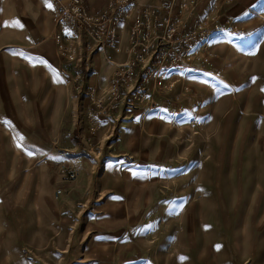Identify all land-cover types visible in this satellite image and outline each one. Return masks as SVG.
Wrapping results in <instances>:
<instances>
[{"label": "rangeland", "instance_id": "1", "mask_svg": "<svg viewBox=\"0 0 264 264\" xmlns=\"http://www.w3.org/2000/svg\"><path fill=\"white\" fill-rule=\"evenodd\" d=\"M211 7L236 31L211 32L206 62L137 61L127 21L84 69L44 34L71 107L42 119L11 68L29 34L0 0V264H264V0H198L192 21Z\"/></svg>", "mask_w": 264, "mask_h": 264}, {"label": "built area", "instance_id": "2", "mask_svg": "<svg viewBox=\"0 0 264 264\" xmlns=\"http://www.w3.org/2000/svg\"><path fill=\"white\" fill-rule=\"evenodd\" d=\"M45 1L52 4V40L63 65L86 63L91 53L103 46H112L118 52L114 38L119 26L127 21H130L127 32L131 47L139 51L137 61L148 60L150 49L155 53L156 64L163 63L174 46L178 47V54L173 51L175 47L172 49L174 60L178 55L189 60L186 55L195 49L201 61L206 62L210 56L206 45L211 32L236 31L232 19L218 20L215 7L203 13L200 22L192 21L198 0H150L147 4L137 0H107L96 11L90 10L83 0ZM191 37H195L192 43ZM126 63L133 61L129 59ZM79 78L80 74H75L73 80Z\"/></svg>", "mask_w": 264, "mask_h": 264}, {"label": "crops", "instance_id": "3", "mask_svg": "<svg viewBox=\"0 0 264 264\" xmlns=\"http://www.w3.org/2000/svg\"><path fill=\"white\" fill-rule=\"evenodd\" d=\"M11 1V0H10ZM86 6L96 11L101 9L106 0H83ZM138 2L147 3L150 0H137ZM13 13L19 17V24L29 34L25 45H9L13 47L23 48L26 51L19 58V61L11 65L14 67V81L17 84V91L23 90L30 99L34 96H39L43 100L38 102L37 112L43 116H49L52 112H62L68 110L69 104L65 105L59 102L68 95L65 87L62 85L61 79L56 72L55 51L51 39H41L44 34L51 32V8L47 7L45 0H12ZM41 40L38 41L37 39ZM112 52L106 51L105 55L112 56ZM115 59H121V56L115 55ZM112 65L105 60L102 53H96L92 59V76H100L101 81H106L111 74ZM90 79V80H91ZM60 88V89H59ZM59 89V90H58ZM58 90V91H57ZM60 106V107H59ZM69 106V107H68ZM34 219L33 223L40 224L41 222L36 217H40L37 208H32ZM36 211V214L35 212ZM106 252V251H105ZM104 252V253H105ZM76 253L74 250L73 254Z\"/></svg>", "mask_w": 264, "mask_h": 264}, {"label": "snow or ice", "instance_id": "4", "mask_svg": "<svg viewBox=\"0 0 264 264\" xmlns=\"http://www.w3.org/2000/svg\"><path fill=\"white\" fill-rule=\"evenodd\" d=\"M47 7L51 8L52 7V4L51 3H47ZM13 26H16V25L14 24ZM253 79H255V78H253ZM262 91H264V89H262ZM29 155H31V153H29Z\"/></svg>", "mask_w": 264, "mask_h": 264}]
</instances>
